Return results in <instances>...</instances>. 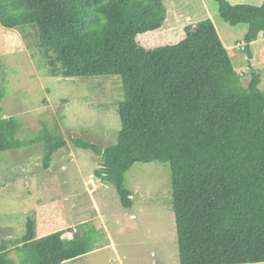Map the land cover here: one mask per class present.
<instances>
[{"label":"trees","instance_id":"trees-1","mask_svg":"<svg viewBox=\"0 0 264 264\" xmlns=\"http://www.w3.org/2000/svg\"><path fill=\"white\" fill-rule=\"evenodd\" d=\"M217 2L227 24L248 26L244 51L252 57L251 45L264 38V2ZM167 14L164 0H0V25L34 38L43 58L38 70L64 79L121 77L117 143L102 150L74 144L100 155L96 176L116 187L123 207L133 205L126 174L134 165L169 164L180 263L264 264L262 74L253 71L243 86L245 74L237 73L211 19L185 26L178 42L154 46L152 40L165 42ZM1 72L0 60V103ZM20 124L0 108V154L46 142L49 167L64 138L45 128L21 140ZM34 225L30 220L18 241L20 261L3 242L0 264H64L93 252L91 235L60 231L35 240Z\"/></svg>","mask_w":264,"mask_h":264},{"label":"rangeland","instance_id":"rangeland-1","mask_svg":"<svg viewBox=\"0 0 264 264\" xmlns=\"http://www.w3.org/2000/svg\"><path fill=\"white\" fill-rule=\"evenodd\" d=\"M226 1L257 6L264 2ZM164 4L167 22L160 32L167 37L162 43L152 40L154 46L178 42L185 26L211 19L237 73L245 74L243 86H249L256 71L262 74L264 89V38L251 45L250 59L244 51L248 26L227 24L217 0H164ZM150 40L140 42L148 46ZM0 60L6 88L1 116L19 120L18 138L33 139L47 128L50 135L66 141L49 167L44 161L46 142L0 154V248L7 242L9 257L19 262L16 248L31 220L35 240L60 231H67L68 238L93 237V252L65 264H181L170 165H134L126 174V187L133 194L132 208L126 209L116 187L96 176L102 168L100 155L74 144L79 139L102 150L117 143L122 129L117 104L124 99L121 77H49L38 70L43 58L34 38L1 25ZM91 175L95 191L88 184Z\"/></svg>","mask_w":264,"mask_h":264},{"label":"clouds","instance_id":"clouds-1","mask_svg":"<svg viewBox=\"0 0 264 264\" xmlns=\"http://www.w3.org/2000/svg\"><path fill=\"white\" fill-rule=\"evenodd\" d=\"M88 184L92 186L93 188V191H95L97 189V184H96V181L94 180L93 176L91 175L90 176V179L88 181ZM105 185H109L107 183H104ZM68 262V261H67ZM66 263V262H65Z\"/></svg>","mask_w":264,"mask_h":264},{"label":"crops","instance_id":"crops-1","mask_svg":"<svg viewBox=\"0 0 264 264\" xmlns=\"http://www.w3.org/2000/svg\"><path fill=\"white\" fill-rule=\"evenodd\" d=\"M107 186H110V185H107ZM64 228H67V226H65ZM70 235V234H69ZM75 260V259H74ZM67 263V262H66ZM65 264V263H64Z\"/></svg>","mask_w":264,"mask_h":264},{"label":"water","instance_id":"water-1","mask_svg":"<svg viewBox=\"0 0 264 264\" xmlns=\"http://www.w3.org/2000/svg\"><path fill=\"white\" fill-rule=\"evenodd\" d=\"M108 184V183H107Z\"/></svg>","mask_w":264,"mask_h":264}]
</instances>
